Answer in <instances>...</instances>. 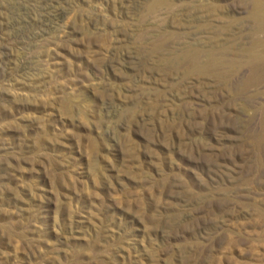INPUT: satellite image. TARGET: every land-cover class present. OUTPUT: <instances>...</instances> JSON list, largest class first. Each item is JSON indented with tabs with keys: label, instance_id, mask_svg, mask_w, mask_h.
Segmentation results:
<instances>
[{
	"label": "rangeland",
	"instance_id": "rangeland-1",
	"mask_svg": "<svg viewBox=\"0 0 264 264\" xmlns=\"http://www.w3.org/2000/svg\"><path fill=\"white\" fill-rule=\"evenodd\" d=\"M0 264H264V0H0Z\"/></svg>",
	"mask_w": 264,
	"mask_h": 264
}]
</instances>
